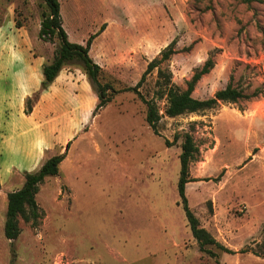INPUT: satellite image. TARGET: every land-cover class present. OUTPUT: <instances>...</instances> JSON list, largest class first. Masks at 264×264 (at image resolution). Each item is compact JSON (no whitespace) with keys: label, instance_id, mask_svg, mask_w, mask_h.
<instances>
[{"label":"rangeland","instance_id":"obj_1","mask_svg":"<svg viewBox=\"0 0 264 264\" xmlns=\"http://www.w3.org/2000/svg\"><path fill=\"white\" fill-rule=\"evenodd\" d=\"M59 1L71 41L85 44L97 33L90 55L102 81L117 89L138 84L175 40V53L160 65L173 84L185 89L212 57L195 97L229 83L259 95L169 117L156 68L139 90L162 115L157 134L133 91L96 110L98 94L80 63L66 64L43 89V67L60 44L57 36L39 37L45 0H0V40L18 47L14 69L36 88L25 106L35 114L33 137L47 133V159L65 154L59 174L40 185L38 224L20 219L14 241L5 236L8 201L0 199V264H264V0ZM185 133L199 148L189 205L233 252L201 251L192 234L178 191ZM25 172H18L24 180Z\"/></svg>","mask_w":264,"mask_h":264},{"label":"trees","instance_id":"obj_2","mask_svg":"<svg viewBox=\"0 0 264 264\" xmlns=\"http://www.w3.org/2000/svg\"><path fill=\"white\" fill-rule=\"evenodd\" d=\"M245 1L249 2L251 0ZM45 3L48 7V11L43 14L39 37L44 41H52L54 37L57 36L60 40V44L55 49L53 60L46 63L43 67V89H46L48 85L55 80L66 64L80 63L98 94L99 102L96 106V110L106 106L116 94L124 91H133L146 103V120L157 134L158 123L162 115L159 113L155 103L143 98L139 90L140 85L146 80L147 75L156 68H158L159 74L158 81H162L161 93L167 98L165 115L169 117H176L186 113H194L214 108L219 102H237L241 98L257 97L259 95L258 92L245 94L241 89L234 87L232 83H229L226 87L217 90L214 95L209 98L200 99L195 97L193 91L196 83L204 75L208 74L215 65V61L212 57L208 58L203 66L194 72L192 78L187 82V87L185 89H181L180 86L173 84L171 82L170 74L160 68V65L164 61L169 60L175 53V40H172L160 52L159 58H154L148 63L138 84L117 89L112 83L102 81L103 68L90 55L91 44L97 33L91 35L85 44L71 41L68 37L67 31L62 26L60 1L45 0ZM30 100V98L27 99L28 106ZM28 112H31L30 107H28ZM69 145L70 143L67 144V148H69ZM181 147V171L178 182V191L189 226L194 238L198 242L199 249L210 253L213 256H215V254L207 248L208 245H215L226 252H233L230 248L219 242L207 228L201 225L199 217L189 205L188 197L186 195V185L190 181L195 180L191 178L190 175V164L195 160L199 148L191 133H185L183 135ZM64 158L65 154L54 155L48 158L38 170L26 171L23 186L18 190L8 193L7 214L4 226V233L7 239L14 241L21 234L20 219H23L25 222H32L33 225L38 224L42 217V212L36 198L40 190V185L47 177L59 174V165ZM262 244L264 246V240Z\"/></svg>","mask_w":264,"mask_h":264},{"label":"crops","instance_id":"obj_3","mask_svg":"<svg viewBox=\"0 0 264 264\" xmlns=\"http://www.w3.org/2000/svg\"><path fill=\"white\" fill-rule=\"evenodd\" d=\"M22 41L28 48V38ZM5 43L11 42L0 40V199L8 201V193L24 184L18 172L39 169L47 160L51 141L47 133L38 139L33 137L35 114L27 113L25 106L36 88L31 75L23 78L14 69L18 47ZM30 59L32 65L34 54L30 53ZM11 131L16 134L11 136ZM17 157L22 161L17 162Z\"/></svg>","mask_w":264,"mask_h":264}]
</instances>
